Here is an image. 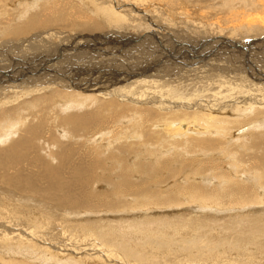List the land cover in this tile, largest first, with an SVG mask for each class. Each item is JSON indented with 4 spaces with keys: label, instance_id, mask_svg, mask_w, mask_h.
Returning <instances> with one entry per match:
<instances>
[{
    "label": "bare ground",
    "instance_id": "bare-ground-1",
    "mask_svg": "<svg viewBox=\"0 0 264 264\" xmlns=\"http://www.w3.org/2000/svg\"><path fill=\"white\" fill-rule=\"evenodd\" d=\"M0 18V264H264V0H0ZM233 213L259 236L188 225ZM117 221L142 244L102 243Z\"/></svg>",
    "mask_w": 264,
    "mask_h": 264
},
{
    "label": "rangeland",
    "instance_id": "rangeland-1",
    "mask_svg": "<svg viewBox=\"0 0 264 264\" xmlns=\"http://www.w3.org/2000/svg\"><path fill=\"white\" fill-rule=\"evenodd\" d=\"M17 1V0H16ZM56 3V2H55ZM55 3H53V4H55ZM35 8L37 7V8H40V4H37V5H35L34 6ZM23 10H20V9H15V10H13V14H12V16H11V18H10V22H12V24L13 25H17V24H19L20 25V22H19V20H20V17H21V12H22ZM0 20H1V18H0ZM5 22V20L4 19H2L1 21H0V26L3 24ZM52 30H56V31H58L59 29H52ZM61 31H66L68 34H78L79 33V35L81 34L79 31H75V30H73V29H66V30H61ZM75 31V32H74ZM0 32H1V30H0ZM77 32V33H76ZM108 32H106V34H107ZM142 33L140 32V34H138V35H141ZM84 36L86 35V34H83ZM22 36H24V35H22ZM88 36V35H87ZM13 39H16V38H13ZM54 39V40H53ZM170 38H168V40H169ZM106 41H104V43L102 42V40H100L99 42H101L102 43V45H108L109 47L111 46V49H114V50H121L120 49V47L118 46L117 47V45H113V43L111 42V41H109L108 39H105ZM175 40V39H174ZM45 41L47 42V43H50L51 44V49H52V51H55V52H57V54H59L60 52H58V51H56L55 49L57 48V49H59L61 52H63V51H65L64 49H67V47L65 46V47H63L64 46V44H63V42H62V44L61 43H59V42H61V41H59V40H57V38H54V37H49V38H46L45 39ZM59 41V42H58ZM55 42V43H54ZM77 42V43H76ZM49 44V45H50ZM52 44H56L55 46L54 45H52ZM96 44V43H95ZM62 45V46H61ZM69 45V46H68ZM67 46L69 47V49H73V51H74V53H73V51H71V53H73L72 55H74L75 56V59H76V61H79L78 63H79V65H82V64H84L86 61V65L87 64H92V67L91 68H93V65H96V63H97V65L99 64V59L98 58H96V56H94L93 54H87L88 53V51L89 52H91L90 50H89V48H87L86 49V45H83V42H81V41H72V42H70L69 44H68ZM97 45L98 44H96V45H90V47L92 48L93 46L95 47V50H94V52H96L95 54L99 57V55H101L100 57H101V59H105V58H103V57H105V56H107V52H106V50H104V49H101L100 47H99V49H98V47H97ZM71 47V48H70ZM81 47V48H80ZM84 47H85V49H84ZM113 47V48H112ZM63 48V49H62ZM116 48V49H115ZM75 49H77V50H75ZM38 50H40L41 51V48H38L37 50H35L34 52H33V54L34 53H37L36 55H38V54H42L40 51H38ZM85 50V51H84ZM87 50V51H86ZM98 50V51H97ZM102 50V52H100ZM104 50V51H103ZM38 51V52H37ZM64 53V52H63ZM79 53V54H78ZM81 53V54H80ZM85 53V54H84ZM92 53V52H91ZM103 55H102V54ZM32 54V53H31ZM77 54V55H76ZM83 54V55H82ZM106 54V55H105ZM90 57H92V55H93V57L92 58H90L89 59V56ZM109 55V54H108ZM62 56V55H61ZM85 56V57H84ZM24 57V58H23ZM26 57V58H25ZM31 56L29 55V54H27V55H24V56H22V57H20V59H22V61H27L28 60V58H30ZM80 57V58H79ZM88 57V58H87ZM85 58V59H84ZM98 59L97 61L96 60H94V59ZM25 59V60H24ZM31 59H33V57L32 58H30V60ZM77 59H79V60H77ZM82 60V61H81ZM93 60V61H92ZM41 61H42V59H41ZM83 61H85V62H83ZM92 62V63H91ZM51 64V63H50ZM86 65H83V66H86ZM96 65V66H97ZM90 67V66H89ZM88 67V68H89ZM100 70H101V68L100 67H98ZM81 69H84V68H80L79 67V72L81 71V72H84V73H87L86 72V67H85V69L82 71ZM106 69H110L109 67H106ZM92 70V69H91ZM103 70V69H102ZM79 72H78V75H79ZM97 72H99V71H97ZM93 73V72H92ZM95 73V72H94ZM26 74H28V73H26ZM89 73H87L86 75H88ZM106 79H109V76L107 75L106 77H105V82H106ZM79 83H80V81H79ZM5 87V86H4ZM8 92L9 91H5V92H2V93H0V100L2 99L3 101H5V97L7 98V97H9L10 96V94H8ZM8 94V95H7ZM7 95V96H6ZM8 113V112H7ZM166 149H168V148H166ZM110 165V164H109ZM226 165V164H225ZM226 166H228V165H226ZM113 171V170H112ZM229 171H230V169H229ZM167 182V181H166ZM166 182L163 184V185H165L166 184ZM242 211V210H241ZM197 214V215H204V214H201V213H197V212H194V214ZM131 214H129V216H130ZM231 217H236V219L233 221V219L231 220V222L230 221H223V222H216V221H207V222H203L202 220H197V221H190L189 222V227L190 228H193V229H195V228H200V229H212L213 231H217V232H219V233H221V234H223V235H227V236H229L230 238H243V237H246V236H249V235H252V236H254V237H258L259 236V234L257 233V231L255 230V228L251 225V223H252V217H250L249 216V214H245V215H243V216H241V215H239V213H233L232 215H231ZM119 222V223H118ZM185 223V222H187L186 220H178V221H175V223H176V225L178 226V225H181V224H179V223ZM226 224V225H225ZM95 227L97 228L96 229V231H97V234L99 235V237H100V239L102 240V238H111V237H113V238H115V239H113L114 241H117V240H120V244H126V245H132V246H139V245H141L142 244V242H141V240H137V241H132L131 239H129L130 237H124V236H122L121 234H123V235H125V236H127L126 235V230L124 229V228H126V227H128V224H127V222H125V224H121V221H117V222H115V223H112V224H98V225H95ZM163 227V226H162ZM139 228H141V229H144V234H143V236H145V232L146 231H148V230H155V227H153V226H151V227H149V225H145V224H142V225H140V226H135V227H133V228H130V230L131 231H137V230H139ZM114 232H118L117 233V235L116 236H112V233H114ZM131 234H133V233H131ZM116 238H120V239H116ZM145 238V237H144ZM193 239V238H192ZM194 240V239H193ZM102 243H106L105 241H101ZM205 251V250H204ZM210 255V254H209ZM211 256V255H210ZM212 257V256H211ZM212 258H214V257H212Z\"/></svg>",
    "mask_w": 264,
    "mask_h": 264
}]
</instances>
